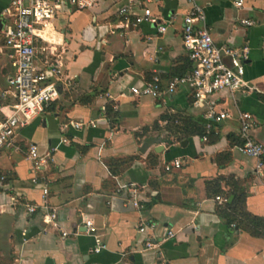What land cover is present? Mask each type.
<instances>
[{
  "label": "crops",
  "instance_id": "crops-1",
  "mask_svg": "<svg viewBox=\"0 0 264 264\" xmlns=\"http://www.w3.org/2000/svg\"><path fill=\"white\" fill-rule=\"evenodd\" d=\"M125 2L100 0L88 10L61 12L44 33L62 62L59 97L18 131L14 147L0 149V264H264V167L258 170L256 160L237 148L241 112L253 116L250 134L264 144V0H243L241 8L231 0H196L217 45L249 48L246 91L223 94L218 109L229 116L207 141L197 135L178 141L164 129L162 116L174 114L205 127V109L193 104L190 89L164 98L129 92L153 76L167 82L179 69L187 72L182 27L188 3L151 2L168 24L158 33L149 23L118 27L117 9ZM9 3L0 0V44L1 13ZM242 18L255 24L240 25ZM12 72L0 54V120L14 100L7 83ZM108 103L117 105L113 123L104 114ZM89 120L96 127L71 126ZM63 137L68 144L60 143ZM32 144L50 156L37 171L28 157ZM112 158L126 159L115 176L107 165ZM175 159L181 166L167 171ZM43 188L57 228L43 220ZM243 192L245 211L257 219L253 233L238 225L239 218L220 214ZM133 199L141 207L132 206ZM27 205L36 210L28 212ZM87 214L106 244L99 254L90 253L95 239L83 226ZM143 222L156 224L154 235L168 228L175 237L146 249L138 231Z\"/></svg>",
  "mask_w": 264,
  "mask_h": 264
},
{
  "label": "built area",
  "instance_id": "built-area-1",
  "mask_svg": "<svg viewBox=\"0 0 264 264\" xmlns=\"http://www.w3.org/2000/svg\"><path fill=\"white\" fill-rule=\"evenodd\" d=\"M155 0H126L117 9L118 27L134 28L142 23H149L156 27L158 33H164L167 23L150 8ZM189 8L183 15L182 41L187 53L188 70L183 75L172 76L163 82L159 76H153L142 86H131L129 92L132 96H151L164 98L174 95L181 88H188L192 94V102L205 109V128L211 130L215 124L228 118V113L219 110V100L227 94L233 96L237 92H245L247 83L244 79L245 61L248 58L247 46L236 47L231 42L217 45L207 27L206 12L196 0H185ZM235 7L241 8L243 0H231ZM98 0H10L7 8L2 11L6 19L2 29L3 43L0 44V54L5 55L13 72L7 78L8 86L14 98L9 104V114L0 120V149L14 147L16 136L20 129L26 127L36 116L46 110L49 105L59 97L58 81H62V62L57 48L46 42L44 33L56 16L61 12L84 11L93 8ZM238 23L244 26L255 24L253 20L239 19ZM47 44V45H46ZM69 80L65 84L69 85ZM117 110V105H111ZM240 137L242 143L238 150L256 160L257 169L264 167V144L254 140L250 130L254 126V118L247 112L239 114ZM71 126L81 130L85 127H96V120L71 122ZM207 141V136L202 137ZM68 144L69 140L63 137L60 142ZM28 157L33 169L47 163V155H39L35 144L30 145ZM179 159L165 165L170 171L172 167H180ZM4 177H0L2 180ZM33 183H37L32 179ZM125 187V186H124ZM47 188H43L44 206L46 214L44 222L57 228V213L46 203ZM216 200L225 203V197L217 196ZM15 202L16 198L11 197ZM132 206L139 208L136 201H130ZM28 212L36 210V206L27 205ZM83 226L88 234L94 237L95 245L90 250L92 254H99L106 249L96 235V227L92 215L82 216ZM156 230L153 222H143L138 231L145 236V248L154 249L157 240H167L175 237V232L165 229L162 235L150 232ZM63 236L67 233L63 232ZM97 264V263H95Z\"/></svg>",
  "mask_w": 264,
  "mask_h": 264
},
{
  "label": "trees",
  "instance_id": "trees-1",
  "mask_svg": "<svg viewBox=\"0 0 264 264\" xmlns=\"http://www.w3.org/2000/svg\"><path fill=\"white\" fill-rule=\"evenodd\" d=\"M182 70L179 69L178 71L174 72L173 76L182 75V73L184 72ZM104 114L110 121V123H113L116 118V112L114 111L110 103L106 104L104 108ZM162 120L166 121V126L164 129L168 132V134L176 137V140L178 141L194 135L200 136L201 138L203 136H207L208 140L214 132V130L207 131L203 124L196 122L187 115H163ZM128 159L132 160L133 157H130ZM125 162L126 159H110L107 162V165L111 171V174L114 176L117 175L119 173V168L124 165ZM245 198L246 194H244L243 192L239 196L234 198L231 203L226 202L224 207L220 210V214L230 221L239 218L238 225L243 229H247L248 231L252 232L251 227L255 225L257 219L253 218L245 211Z\"/></svg>",
  "mask_w": 264,
  "mask_h": 264
},
{
  "label": "rangeland",
  "instance_id": "rangeland-1",
  "mask_svg": "<svg viewBox=\"0 0 264 264\" xmlns=\"http://www.w3.org/2000/svg\"><path fill=\"white\" fill-rule=\"evenodd\" d=\"M99 2H100V0H98L97 4H98ZM97 4H96V5H97ZM96 5H95V6H96Z\"/></svg>",
  "mask_w": 264,
  "mask_h": 264
},
{
  "label": "water",
  "instance_id": "water-1",
  "mask_svg": "<svg viewBox=\"0 0 264 264\" xmlns=\"http://www.w3.org/2000/svg\"><path fill=\"white\" fill-rule=\"evenodd\" d=\"M186 143V142H185Z\"/></svg>",
  "mask_w": 264,
  "mask_h": 264
}]
</instances>
